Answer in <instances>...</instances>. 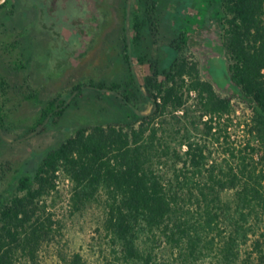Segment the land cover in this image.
Masks as SVG:
<instances>
[{"label":"trees","instance_id":"16d2710c","mask_svg":"<svg viewBox=\"0 0 264 264\" xmlns=\"http://www.w3.org/2000/svg\"><path fill=\"white\" fill-rule=\"evenodd\" d=\"M9 1L0 5L6 17L14 15ZM159 1L135 0L132 39L143 49L133 64L124 42L120 56L127 79L89 84L110 91L127 109L126 120L81 127L21 167L0 164L2 178L11 175L0 200V264L34 260L54 238L56 221L45 198L55 191L59 172L71 183L73 212L102 201V228L116 264H165L159 259L162 246L181 264L207 259L254 264L255 252L263 260L264 232L257 229L264 224V0H216L206 16L207 3L201 23L184 20L167 42L165 60L151 57L146 44L160 33ZM211 23L218 31L212 45L227 71L229 95L184 53L200 44L199 33ZM6 33L0 38V127L12 91L40 101L29 76L20 85L11 83L8 68L12 62L22 68L17 57L23 54ZM144 64L148 72L141 74ZM76 89L80 95V86ZM233 98L249 107L246 119L235 118ZM140 99L152 105L146 115L131 107ZM66 107L63 100L46 102L29 132L48 118L60 119ZM232 128L241 134H231ZM226 192L233 193L231 199H224ZM248 243L251 250L243 252ZM68 264H83L82 256L74 253Z\"/></svg>","mask_w":264,"mask_h":264},{"label":"rangeland","instance_id":"374dc122","mask_svg":"<svg viewBox=\"0 0 264 264\" xmlns=\"http://www.w3.org/2000/svg\"><path fill=\"white\" fill-rule=\"evenodd\" d=\"M215 1L160 0L157 7L160 33L155 38L148 37L149 55L165 60L166 52L170 51L167 42L182 29L184 20L201 23L207 3L211 5L206 16L217 7ZM8 7L13 9L14 15L6 17V11H0V38L4 36L1 32L6 30L8 39L18 41L17 51L23 54L17 57L22 60V68L20 62H12L8 68L11 83L20 85L23 78L29 76L40 101L23 100L18 90L10 94L0 127V164L10 161L21 167L32 159L39 160L81 127L126 120L127 109L117 105L110 91H99L89 84L127 79L126 65L120 56L124 42L136 64V56L143 48L134 46L132 39V16L137 13L135 0H10ZM217 32L211 23L208 31L199 33L200 44L189 47L184 53L189 60L198 63L201 73L214 82L222 95H229L227 71L222 68L223 61L212 45L218 39ZM15 65L17 70H13ZM139 69L145 74L148 65H141ZM77 86L81 88L80 95ZM56 99L67 104L63 116L55 121L53 117L48 118L43 126L29 132L41 108ZM233 102L235 118L246 119L250 114L247 104L238 98H233ZM131 107L139 115H146L152 109L145 99ZM231 134L240 135V129L232 128ZM10 179L11 175L2 178L0 170V200L7 195ZM70 190V181L59 172L55 191L45 198L56 221L54 238L43 244L34 260L21 258L16 264H68L74 253L82 256L83 264L117 263L102 228V201L73 212ZM232 194L226 192L223 197L228 200ZM258 227L257 234L264 232L263 223ZM249 250L250 243L243 247V252ZM175 256L168 246L160 248L159 259L165 264H181ZM251 259L254 264H264V258L260 261L256 252ZM211 260L207 259L206 264H211Z\"/></svg>","mask_w":264,"mask_h":264},{"label":"water","instance_id":"95a60500","mask_svg":"<svg viewBox=\"0 0 264 264\" xmlns=\"http://www.w3.org/2000/svg\"><path fill=\"white\" fill-rule=\"evenodd\" d=\"M6 0H0V5L3 4Z\"/></svg>","mask_w":264,"mask_h":264}]
</instances>
